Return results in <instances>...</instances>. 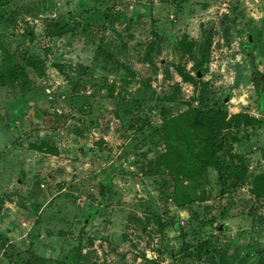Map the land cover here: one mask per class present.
I'll return each mask as SVG.
<instances>
[{
    "label": "rangeland",
    "instance_id": "obj_1",
    "mask_svg": "<svg viewBox=\"0 0 264 264\" xmlns=\"http://www.w3.org/2000/svg\"><path fill=\"white\" fill-rule=\"evenodd\" d=\"M23 56L44 67L0 87V264H264V0H6L0 73ZM200 97L254 120L223 131L246 174L222 190L172 169Z\"/></svg>",
    "mask_w": 264,
    "mask_h": 264
},
{
    "label": "trees",
    "instance_id": "obj_2",
    "mask_svg": "<svg viewBox=\"0 0 264 264\" xmlns=\"http://www.w3.org/2000/svg\"><path fill=\"white\" fill-rule=\"evenodd\" d=\"M4 1L6 0H0V6ZM51 34L53 35L54 33L52 32ZM178 46V49L183 52L190 51L189 46L187 47L184 44ZM250 56L251 55H249V57ZM20 59L24 62V67H19L18 61ZM20 59L16 57L8 58V61L16 66L12 70L0 73V87L23 80L26 70L42 69L44 67V60L42 59H30L26 56H23ZM258 75L259 77L256 78H260L261 80L264 78L263 75ZM254 81L255 84V78ZM261 106H263L262 102ZM240 117L245 118V120L241 121ZM187 122V128L194 129L195 134L203 133L204 142L202 144L201 152L195 153L189 147L184 145L183 140H177V143H175V155L172 156V160H174L172 169L177 173V178L182 177L186 180H193L201 176V173L205 172L207 169H212L217 175L221 190L224 187H227L228 183L232 180L235 182H242L245 179L246 174V168L242 162L235 163L233 173L228 175L225 162L220 158L221 156L219 154L221 152L223 156L228 155V152L222 146L221 140H224L222 134L223 131L229 127L238 129L241 125L247 126L252 124L254 120L241 114L233 115L231 118L227 119V112L224 109L209 108L206 105L205 99L200 97L198 106L192 109V119L188 118ZM229 140L233 143L237 142L236 137H229ZM180 148L182 149L180 150ZM237 159L239 161L241 160L240 157H237ZM172 173V170H170V174ZM249 193L256 200L264 198V170L262 174L254 178ZM219 195L221 196L222 193L219 192ZM189 203H191V200L185 198L182 204ZM223 213V211H219L218 216H212L209 223H213L217 219L223 218ZM191 233L195 238V232L191 231Z\"/></svg>",
    "mask_w": 264,
    "mask_h": 264
},
{
    "label": "water",
    "instance_id": "obj_3",
    "mask_svg": "<svg viewBox=\"0 0 264 264\" xmlns=\"http://www.w3.org/2000/svg\"><path fill=\"white\" fill-rule=\"evenodd\" d=\"M248 39H249V42H250V41H251V37H249ZM198 77H199V75H198ZM226 101H227V100H226ZM226 101H225V102H226Z\"/></svg>",
    "mask_w": 264,
    "mask_h": 264
}]
</instances>
